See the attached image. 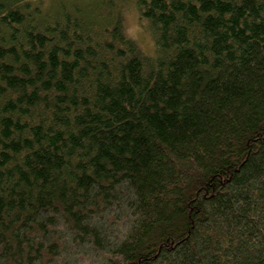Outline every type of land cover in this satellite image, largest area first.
<instances>
[{
    "label": "trees",
    "instance_id": "16d2710c",
    "mask_svg": "<svg viewBox=\"0 0 264 264\" xmlns=\"http://www.w3.org/2000/svg\"><path fill=\"white\" fill-rule=\"evenodd\" d=\"M0 0V264H264V0Z\"/></svg>",
    "mask_w": 264,
    "mask_h": 264
},
{
    "label": "rangeland",
    "instance_id": "374dc122",
    "mask_svg": "<svg viewBox=\"0 0 264 264\" xmlns=\"http://www.w3.org/2000/svg\"><path fill=\"white\" fill-rule=\"evenodd\" d=\"M73 1H80L85 5L90 0H45V5L48 9H53L58 2L70 4ZM117 4L125 32L136 40L143 53H156V30L146 18L141 16L138 0H117Z\"/></svg>",
    "mask_w": 264,
    "mask_h": 264
}]
</instances>
